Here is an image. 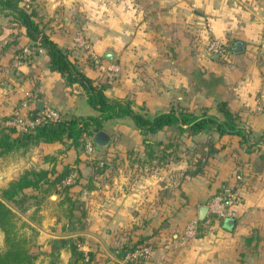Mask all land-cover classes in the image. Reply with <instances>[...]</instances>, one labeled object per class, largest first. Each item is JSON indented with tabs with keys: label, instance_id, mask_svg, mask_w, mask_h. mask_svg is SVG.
I'll return each mask as SVG.
<instances>
[{
	"label": "crops",
	"instance_id": "1",
	"mask_svg": "<svg viewBox=\"0 0 264 264\" xmlns=\"http://www.w3.org/2000/svg\"><path fill=\"white\" fill-rule=\"evenodd\" d=\"M32 18L87 76L106 84L111 100H127L149 119L172 108L223 118L229 109L247 133L243 140L171 125L145 135L126 115L104 121L110 141L95 145L93 158L68 137L3 154L0 189L27 170H48L51 180L74 168L61 186L42 180L25 190L20 214L40 239L44 226L49 238L78 239L79 249L94 255L77 264H264V0H35ZM207 23L225 41L227 57L205 51ZM34 43L14 9L0 4V130L24 100L36 110L42 101L65 118L97 115L83 87L68 85ZM25 46L34 55L20 57ZM110 65L120 67L116 74ZM207 142L215 151L201 172L185 174ZM225 189L242 197L234 223L188 236L189 223L201 221L199 206ZM49 246L47 258L56 257L50 264L74 262L68 244ZM144 248L145 259L132 256Z\"/></svg>",
	"mask_w": 264,
	"mask_h": 264
},
{
	"label": "trees",
	"instance_id": "2",
	"mask_svg": "<svg viewBox=\"0 0 264 264\" xmlns=\"http://www.w3.org/2000/svg\"><path fill=\"white\" fill-rule=\"evenodd\" d=\"M0 4L14 9L16 16L25 25L30 37L37 41L38 46L35 45L36 43L32 44V46H36L34 47L36 50L38 47L44 48L49 57L51 68L60 72L68 85L79 83L86 92L89 103L96 107L99 112L97 115L85 117L71 116L58 122L43 123L26 132H18L16 128L12 126L2 128L0 130V157L14 149L28 147L31 144L40 142L61 141L65 137L70 138L72 141L71 143L85 149L84 136H91L95 131L101 129L105 120L121 118L126 115L133 118L136 126L145 135L156 133L167 126L177 125L182 132L188 131L191 134L216 130L221 135L237 134L240 135L243 140L247 139L245 128L238 125V116L229 109L223 110V118L208 114L206 110L202 114L197 115L186 109L172 108L168 112L158 114L152 119H149L141 113L135 112L129 101L111 100L105 94L106 84L104 82H95L93 78L87 76L77 64L69 58L67 50L61 48L49 37V35L39 29L32 18L34 6L26 10L20 6V0H0ZM39 35L41 36L38 38ZM227 50L229 51L228 47ZM205 146H207V153H202L194 163V169H186L185 174L195 175L201 172L207 157L215 151L212 142H207ZM72 169L74 168L71 166L64 167L63 170L56 173L51 180H49L50 178L48 177V170H27L18 179L10 182L7 187L0 189V231L5 235V249H0V264H34L38 256L30 250V238L23 230L25 227H29L33 230L37 229L28 222H25L26 224L24 225L19 224V216L8 202H26L28 195L25 190L28 187L38 188L42 180L50 183V185L59 184L61 186ZM66 187L63 191L65 192L64 200L68 199V188ZM18 208L20 210L25 209L24 206ZM226 219L227 218L216 219L212 217L210 225L205 224V219L198 221L197 232L199 234L197 235L203 233L202 231H204L206 227L213 226L216 223L224 228L227 227L225 225ZM143 240L144 239L134 242L133 245L127 244L123 246L120 255L124 256L128 252L134 251L138 247L136 244ZM67 244L75 258L74 262L71 264H77L79 260H84L86 256L89 257V260L93 258V252H84L79 249L78 243L71 238L54 240L52 247L59 249ZM56 251L57 250L53 252Z\"/></svg>",
	"mask_w": 264,
	"mask_h": 264
},
{
	"label": "built area",
	"instance_id": "3",
	"mask_svg": "<svg viewBox=\"0 0 264 264\" xmlns=\"http://www.w3.org/2000/svg\"><path fill=\"white\" fill-rule=\"evenodd\" d=\"M34 3L35 0H20V6L26 10L31 9L34 6ZM204 30V38L206 39L204 42L205 51L210 55L223 56L224 58L227 57L229 51L227 50L225 41L212 35L209 23L205 25ZM78 41L84 49H90L89 44L81 39V37H78ZM34 53L35 49L33 47L25 46L20 57H30L34 55ZM92 55H94L96 61L99 62L97 56L95 54ZM119 69L120 67L118 65H110L108 67V70L115 74ZM64 118L65 117L58 110L52 107L47 106L43 107L42 110H34L29 106L28 100H24L22 106L14 112L9 120L6 121V125L15 127L18 132H26L34 129L40 124L58 122ZM84 146L87 157L93 158L96 154V147L92 141V135L84 136ZM72 177L73 176H71L69 180H71ZM241 200V194L237 190L225 189L214 194L207 204L208 212L205 217V224L210 225L212 217L216 219L236 217ZM197 225L198 224L195 221L189 223L187 229L188 236H193L197 233ZM146 253L147 249L144 248L139 252H134L132 256H142L146 255ZM85 259L88 260L89 257L86 256Z\"/></svg>",
	"mask_w": 264,
	"mask_h": 264
},
{
	"label": "rangeland",
	"instance_id": "4",
	"mask_svg": "<svg viewBox=\"0 0 264 264\" xmlns=\"http://www.w3.org/2000/svg\"><path fill=\"white\" fill-rule=\"evenodd\" d=\"M85 105H87L88 107V110L89 108L91 107L90 103L88 101H86ZM90 106V107H89ZM12 207L13 209L15 210V212L17 213V215L19 216L18 217V223L19 224H26L27 223V220L24 219L22 217V211L24 209H22V211L18 208V207H21V206H26V202H21V201H15V202H8ZM20 212H22L20 214ZM26 222V223H25ZM30 224V223H29ZM25 231V233L29 236L30 238V242H29V248L30 250L34 253V254H37V259L35 260L34 263L36 262H43V264H50L51 262H53L55 255H52V259L51 257L49 256V258H47L46 256V253L44 251V248H46V245L47 246H52L53 242L55 239H53L52 237H47V236H50L48 234H50V229L47 228V226H44L43 227V234H44V238L40 239V236H39V230H33V229H30L29 227H25L23 229ZM46 236V237H45ZM75 241H78V239ZM49 246V247H50ZM0 249L3 250L5 249V235L2 231H0ZM146 256L142 255L141 256V260L145 259Z\"/></svg>",
	"mask_w": 264,
	"mask_h": 264
},
{
	"label": "water",
	"instance_id": "5",
	"mask_svg": "<svg viewBox=\"0 0 264 264\" xmlns=\"http://www.w3.org/2000/svg\"><path fill=\"white\" fill-rule=\"evenodd\" d=\"M107 55V54H106ZM264 58V56H263ZM38 109L42 110L43 109V103L42 101H38ZM92 141L94 144L102 149L108 146L109 141H110V134L104 130L103 128L95 131L92 134ZM208 212V206L207 205H201L198 208V218L200 220H204ZM234 223V218H227L225 221L226 226H231ZM108 264H113L112 262H109Z\"/></svg>",
	"mask_w": 264,
	"mask_h": 264
}]
</instances>
